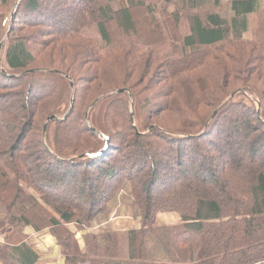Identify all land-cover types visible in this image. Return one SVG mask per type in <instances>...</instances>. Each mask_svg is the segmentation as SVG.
<instances>
[{"label":"trees","instance_id":"obj_1","mask_svg":"<svg viewBox=\"0 0 264 264\" xmlns=\"http://www.w3.org/2000/svg\"><path fill=\"white\" fill-rule=\"evenodd\" d=\"M9 2L0 264H36L26 228L64 264H264V1L230 0V17L219 0H15L7 16ZM153 69L167 120L140 88ZM124 184L138 227L86 234L81 251Z\"/></svg>","mask_w":264,"mask_h":264},{"label":"crops","instance_id":"obj_2","mask_svg":"<svg viewBox=\"0 0 264 264\" xmlns=\"http://www.w3.org/2000/svg\"><path fill=\"white\" fill-rule=\"evenodd\" d=\"M162 224H177L179 221L171 215H163L159 218ZM132 205V197L118 195L111 202L106 219L99 221L91 228L77 233L76 238L81 251H84V236L86 234H98L102 230L111 232H125L137 228L139 223ZM27 243L31 250L38 256L36 264H64L65 260L61 254L60 247L49 231L34 233L31 228H26ZM4 237L0 233V244Z\"/></svg>","mask_w":264,"mask_h":264},{"label":"rangeland","instance_id":"obj_3","mask_svg":"<svg viewBox=\"0 0 264 264\" xmlns=\"http://www.w3.org/2000/svg\"><path fill=\"white\" fill-rule=\"evenodd\" d=\"M14 1L15 0H10V2L8 4V8L6 10L7 16H9L11 14V12H12V9H13V6H14ZM207 1H208V4H210V5L213 4V0H207ZM229 1L230 0H219L220 4L225 7L224 8V12H225V14L228 17L231 16L228 7H226V5H227V3ZM172 8L173 7H170V9H172ZM7 22H9V19L7 20ZM42 30L43 29L41 28L40 31H42ZM33 31L34 30H32L31 32H33ZM36 31H34V34H33L34 40H36V43L37 42H40L41 43L43 41V39H45L43 37V31L42 32H40L38 30H36ZM250 36H251L250 33H247L245 35L246 38H250ZM35 49L38 51V54H40V56H42V54L46 53V49L44 48L43 45H37L36 44L35 45ZM86 69H87V67H85L81 72H78V73L75 74V77L78 80V83H79L80 86L81 85L84 86V80H85V82L86 81L87 82H90V81L93 80L92 79V75L89 72H87ZM156 72L157 71L155 69H153V71L149 72V75H146V80H145V82H143V85L141 84V81L145 77L144 76L141 77V70H139L138 72H136V74L132 77L131 81L138 82V83L140 82V84L142 85L140 88H142L143 91L148 96H151L153 98V100L155 102V106L154 107L151 106V108H152V114H153L152 117H155L154 118L155 120L156 119H159V120L165 119V120H167V117L170 119V115H169L170 113L169 114L168 113L165 114V113L162 112V111L166 110V106L167 105L165 104V102L163 103L164 97H161L160 95H158V92L159 91L160 92L161 91H164L165 93L167 92L164 89V87L166 86L167 82L166 83H164V82H162V83L157 82L161 77H159L160 76L159 74L156 75ZM262 83L263 82H261V84ZM84 87H86V86H84ZM172 107H176V104L175 103H172ZM204 152L205 153L208 152V148L207 147H204ZM135 155H139V154H135ZM149 158H152V157L151 156H147V161H149ZM143 163H144L143 161L142 162L140 161L139 163H137V165L135 167L142 168L143 171L144 170L146 171L147 170V165L146 164H143ZM145 163H146V161H145ZM145 181H147V180L145 179ZM129 189H130L129 186H127V185L124 184L121 187V189H120L121 191L119 192L118 195H122L123 194V195H126V196H130Z\"/></svg>","mask_w":264,"mask_h":264},{"label":"water","instance_id":"obj_4","mask_svg":"<svg viewBox=\"0 0 264 264\" xmlns=\"http://www.w3.org/2000/svg\"><path fill=\"white\" fill-rule=\"evenodd\" d=\"M166 2H168L169 0H165ZM0 49H1V46H0Z\"/></svg>","mask_w":264,"mask_h":264}]
</instances>
